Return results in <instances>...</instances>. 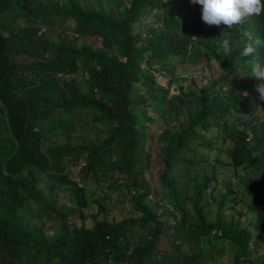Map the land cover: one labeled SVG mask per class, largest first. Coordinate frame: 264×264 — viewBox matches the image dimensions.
<instances>
[{
	"label": "trees",
	"instance_id": "obj_1",
	"mask_svg": "<svg viewBox=\"0 0 264 264\" xmlns=\"http://www.w3.org/2000/svg\"><path fill=\"white\" fill-rule=\"evenodd\" d=\"M5 11L17 20L11 35L25 58L5 52L0 27V264H199L200 240L211 233L230 242L232 262L223 264H264V255L255 257L264 244V117L256 115L264 101L255 86L264 81L252 76L253 63L264 62V47L242 56L250 42L243 28L208 27L201 6L191 0H127L120 18L101 4L84 7L78 0H0V14ZM242 22L256 27L253 40L264 39V13ZM51 29L58 30L55 40ZM81 35L99 44L78 40ZM198 46L220 70L215 75L206 63V83L188 92L179 85L175 98L190 102L186 116L155 150L165 203L153 199L146 177L148 106L171 101L176 64ZM166 70L167 84L158 82L156 73ZM79 108L92 109L90 120L105 123L107 134L90 142L46 143L42 121ZM219 137L221 144L231 141L225 149L229 164L252 173L242 182L251 196L247 210L256 216L255 234L239 215L224 217L226 202L233 208L237 203L238 188L230 179H222L214 219L204 210L203 196L218 181L220 160L197 155L195 147L211 146ZM111 149L114 156L104 162L109 186L126 187L130 210L120 219L101 217L87 225L84 188L68 169ZM199 162L206 168L197 174ZM179 164L185 167L180 173ZM66 190L76 209L58 205ZM74 210L79 223L67 219ZM46 219L57 220L56 231H47Z\"/></svg>",
	"mask_w": 264,
	"mask_h": 264
},
{
	"label": "rangeland",
	"instance_id": "obj_2",
	"mask_svg": "<svg viewBox=\"0 0 264 264\" xmlns=\"http://www.w3.org/2000/svg\"><path fill=\"white\" fill-rule=\"evenodd\" d=\"M61 4L66 0H58ZM84 7L95 8L101 4L106 10H109L114 18H120L124 11L127 0H78ZM12 11H5L0 14V27L6 36V49L5 52L17 59H24V55L20 53L19 45L13 39L11 32L12 28L17 26V20H12ZM244 22L237 24L243 29V38L245 32L249 33L253 38L257 34V29L253 24L246 26ZM14 29V28H13ZM57 29H51L48 31L49 37L55 40L57 37ZM74 36L69 31V36ZM78 40L88 41L94 45L99 44L92 36L81 35ZM195 51H192L187 60L177 63V71L172 77L170 85L171 101L166 105H162L159 102H153L148 106V114L152 116V121L148 123L147 131L150 134L147 149L149 156L146 160V177L153 189L151 196L153 199H160L165 203H168V193L165 187L159 182L157 172L159 165L155 161L156 145L162 141H167L169 132L172 129L177 128L186 116V107L190 104L187 100L184 104L179 103L175 98L180 93L179 85L184 91L188 92L191 88H196L198 85L206 83L205 75H207L209 68L206 63H211V71L215 75L219 72V67L215 62L206 55V52L202 46ZM169 64V63H168ZM170 67V65H169ZM77 78L82 81V72L77 73ZM171 76L169 70H166L164 74H157L156 79L158 82L167 84L168 78ZM93 115V110L89 108H79L66 114L62 111H57L55 115L47 120L42 121V130L45 135V142L49 143L57 140H69L75 141H96L103 138L107 134L108 126L105 123L92 122L90 119ZM257 117H264V109L257 107ZM214 129L205 131L206 134H212ZM220 137L217 138L211 146L197 145L195 147L196 153L199 156L209 155L211 158L218 156L220 163L217 165V182H211L208 190L203 196L202 203L204 204V210L209 219H214L217 202L221 198V193L224 191V183L222 179H230L237 191V203L236 208L230 206V202L227 201L224 209V217L228 218L231 212L239 215L242 223L248 225L252 232L256 233V216L254 212L247 210V203L251 200V196L246 192L245 185L242 182V178L249 180L248 177H252V173L249 168L238 167L237 170L230 165V158L225 149L231 144L230 140H227L225 144H221ZM187 155V153H186ZM114 156L113 149L111 152L99 154L97 158L87 160L83 157L78 165L70 166L68 171L72 179H74L79 186H83L87 206L83 209L85 215V222L87 225H92L94 219L105 217L108 220L120 219L129 213L131 201L129 199V193L126 187L121 186L118 189H114L109 186L110 178L106 172L105 163ZM105 162V163H104ZM92 165V166H91ZM205 167L206 164L199 162L194 171L199 174L200 168ZM185 170L182 164H179L176 172L180 173ZM192 171V173H194ZM199 177V176H198ZM187 178V177H184ZM191 193V190H190ZM73 207L76 209V203L72 197L69 196V191H61L59 194L58 205L64 207ZM101 205L102 209L99 208ZM191 214L194 213L191 202L188 201ZM70 223H79L78 213L76 210L71 212L68 216ZM45 228L48 232L56 231L57 220L46 219L44 220ZM230 242L226 238L221 236H215L212 233L209 236H204L200 240V246L197 249V260L199 264H223L232 262ZM264 255V244L259 243V249L255 257Z\"/></svg>",
	"mask_w": 264,
	"mask_h": 264
},
{
	"label": "clouds",
	"instance_id": "obj_3",
	"mask_svg": "<svg viewBox=\"0 0 264 264\" xmlns=\"http://www.w3.org/2000/svg\"><path fill=\"white\" fill-rule=\"evenodd\" d=\"M191 3L201 6V20L208 27H228L241 23L251 16L264 13V0H191ZM250 40L241 53L242 56L254 54L257 47H264V39L257 36L253 38L245 32ZM221 47L225 53L230 51L229 41L224 40ZM252 76L264 81V62L255 61L252 65ZM259 99L264 101V82L255 86ZM247 95V93H245Z\"/></svg>",
	"mask_w": 264,
	"mask_h": 264
},
{
	"label": "built area",
	"instance_id": "obj_4",
	"mask_svg": "<svg viewBox=\"0 0 264 264\" xmlns=\"http://www.w3.org/2000/svg\"><path fill=\"white\" fill-rule=\"evenodd\" d=\"M44 29H45L44 27H41V30H40V31H42V30H44ZM40 31H39V32H40ZM217 233H220V231L218 230ZM120 264H128V263H127V261L124 260V261H122Z\"/></svg>",
	"mask_w": 264,
	"mask_h": 264
}]
</instances>
